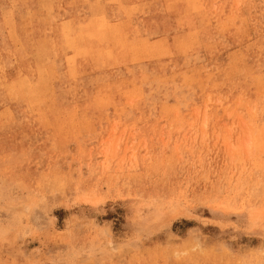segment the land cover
Returning a JSON list of instances; mask_svg holds the SVG:
<instances>
[{
	"label": "rangeland",
	"instance_id": "1",
	"mask_svg": "<svg viewBox=\"0 0 264 264\" xmlns=\"http://www.w3.org/2000/svg\"><path fill=\"white\" fill-rule=\"evenodd\" d=\"M0 264H264V0H0Z\"/></svg>",
	"mask_w": 264,
	"mask_h": 264
},
{
	"label": "bare ground",
	"instance_id": "2",
	"mask_svg": "<svg viewBox=\"0 0 264 264\" xmlns=\"http://www.w3.org/2000/svg\"><path fill=\"white\" fill-rule=\"evenodd\" d=\"M81 7V6H80ZM186 19V18H185ZM122 27V26H121ZM122 42H124V41H122ZM167 43V42H166ZM166 45V44H165ZM88 52V51H87ZM117 52V51H116ZM121 52V51H120ZM127 52H129V51H127ZM140 52V51H139ZM144 53V52H143ZM55 55V54H54ZM162 100V99H161Z\"/></svg>",
	"mask_w": 264,
	"mask_h": 264
}]
</instances>
